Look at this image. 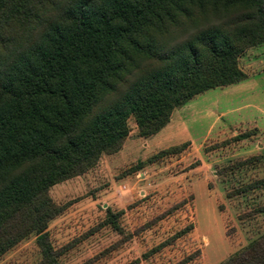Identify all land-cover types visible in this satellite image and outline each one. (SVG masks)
Instances as JSON below:
<instances>
[{"label": "trees", "instance_id": "1", "mask_svg": "<svg viewBox=\"0 0 264 264\" xmlns=\"http://www.w3.org/2000/svg\"><path fill=\"white\" fill-rule=\"evenodd\" d=\"M261 44L264 0H0V257L34 235L38 264H59L46 229L64 207L49 189L117 152L129 117L146 138L245 80L237 59ZM219 264H264V232Z\"/></svg>", "mask_w": 264, "mask_h": 264}, {"label": "rangeland", "instance_id": "2", "mask_svg": "<svg viewBox=\"0 0 264 264\" xmlns=\"http://www.w3.org/2000/svg\"><path fill=\"white\" fill-rule=\"evenodd\" d=\"M237 65L246 80L196 95L146 138L129 117L117 152L49 189L64 207L46 229L64 249L59 264H219L264 232V212L248 215L264 205V184L228 196L264 180V44ZM241 134L249 136L231 140ZM107 211L118 214V230L105 224ZM39 261L34 235L0 257Z\"/></svg>", "mask_w": 264, "mask_h": 264}, {"label": "crops", "instance_id": "3", "mask_svg": "<svg viewBox=\"0 0 264 264\" xmlns=\"http://www.w3.org/2000/svg\"><path fill=\"white\" fill-rule=\"evenodd\" d=\"M245 80H246V79H245ZM243 81H244V80H243ZM221 115H222V113L216 115L217 120L220 118ZM218 116H219V117H218ZM251 125H254V124L251 123ZM256 128H257V127H256Z\"/></svg>", "mask_w": 264, "mask_h": 264}]
</instances>
